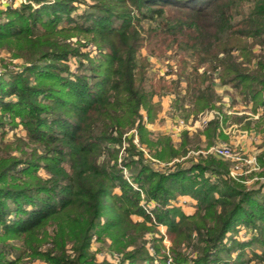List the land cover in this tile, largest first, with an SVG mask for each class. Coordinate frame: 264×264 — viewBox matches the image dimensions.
<instances>
[{
    "label": "trees",
    "instance_id": "16d2710c",
    "mask_svg": "<svg viewBox=\"0 0 264 264\" xmlns=\"http://www.w3.org/2000/svg\"><path fill=\"white\" fill-rule=\"evenodd\" d=\"M77 3L88 10L76 14ZM1 12L0 47L26 65L8 81L0 77V264H24L23 258L112 264L95 261L93 236L108 237L122 252L113 264H165L160 225L171 242L170 264H244L254 243L262 249L251 255L264 260L263 185L234 181L231 162L212 156L158 170L143 151L168 163L201 147L199 133H183L175 148L169 136L146 124L160 110L154 96L166 92L185 118L221 113L216 79L251 102L253 112L261 110L255 125L264 131V0H26ZM89 45L97 60L82 51ZM173 51L175 66L167 74L174 77L159 78L147 91L151 56ZM71 58H78L75 73ZM15 118L26 134L4 142ZM219 124L215 115L202 131L206 147L225 137ZM257 161L264 168V148ZM179 196L193 201L195 211L171 203ZM143 199L155 203L150 214ZM240 223L256 234L248 240L228 236ZM9 239L20 243L11 259Z\"/></svg>",
    "mask_w": 264,
    "mask_h": 264
},
{
    "label": "rangeland",
    "instance_id": "374dc122",
    "mask_svg": "<svg viewBox=\"0 0 264 264\" xmlns=\"http://www.w3.org/2000/svg\"><path fill=\"white\" fill-rule=\"evenodd\" d=\"M25 1L26 0H0V21L5 20V14L1 11H4L7 8H10V9L11 8H18L21 5V3L25 2ZM50 1H52V0H48V2H50ZM84 1L86 3L91 2V0H84ZM84 10H88V7L84 4H78L77 3L76 14L81 12V11H84ZM64 25H65L64 23H60V24H58V27H62ZM71 40L73 42H76L77 37H72ZM80 41L83 42L82 36H80ZM81 49L84 52H88L90 59L97 60L96 58L99 57L97 50L95 49L94 46H91V45H89L88 47L82 46ZM255 49H257V47ZM141 51L143 54L146 53L145 49H142ZM177 54H178V52L173 51L170 53L167 52L161 57L160 56H156V57L151 56V58H150L151 64L148 67V71L145 75V81L143 83V87L147 91H150L152 89L154 83H156V81L159 78L164 77V79H170V77H174V76H171L167 73L170 70L169 68H171V67L173 68L175 66L174 64H175ZM186 55H188V54H186ZM24 63H25V61L21 57H15V56H13L11 51H9L8 49H6L4 47H0V70L1 71L3 70L0 77H3L6 81H8V79H9V77H11V75H13L15 73H20L21 71H23V68L26 65V63L25 64ZM68 63H69L70 70L72 71V73H75L77 71L76 67L78 64V58H71ZM86 73L87 74L90 73L89 69L86 70ZM237 99L238 100L235 101V100L231 99V97L229 95H227V94L224 95L225 105L223 106V111H227L229 113L231 112L230 114H228L225 117L224 124L227 122V124L230 126L229 128L230 129L232 128L230 130V132H229V129H226V130H228L229 136L233 140L232 143L235 144L234 145V144L230 143L229 145H231L238 153H241L244 155L249 154L250 156L256 154V159H257V155L261 152L260 151L261 149H259V148L264 147L263 140H260V139H262L261 135L264 136V131L257 129V127L255 125V123H256L255 119L258 115L257 114L254 115L252 104L251 103L245 104L239 97H237ZM215 111H217V110H215ZM142 113H143V111H142ZM259 113H261V112L259 111ZM178 114L179 115H177V114H175V115H177L178 117L181 116L180 110L178 111ZM205 114L206 113H203V114L201 113L200 118L203 117ZM14 121L17 123L16 126H14V125L11 126L10 124L9 125L7 124L8 126L5 129L6 132H5V135L3 137L4 142L13 140V138H14L13 136L20 137V136H25V134H26L25 130L21 126V123L19 122V118H15ZM162 128H163V126H162ZM148 129L151 132H154L152 130V127L151 128L148 127ZM165 131H167V130H165ZM154 133L158 134L159 132H154ZM155 136H157V135H155ZM241 138H245V139L250 140L249 143L246 144V147L245 146L241 147V145L239 143V139H241ZM153 139H155V137H153ZM172 139L173 138H171L173 147L179 148L177 142L174 141V139L173 140ZM133 141L135 143H137V141H138L137 135L134 136ZM221 143H225V142H221ZM228 143L229 142H227V144ZM124 145L120 149V153L118 156V162L120 161V156L123 155L122 151L124 149ZM193 147H189V149L187 150L188 155L194 156L191 158L192 159L191 161H196L198 159L199 155H201L198 153L199 151H205L208 149V148L206 149L204 147H199L198 149L193 148ZM143 151L145 153V158L147 159V162L150 165H152L155 169L163 170L164 169L163 167H167V166L171 165V163H172V162L166 163V162H163L161 160H157L155 158H152L150 156V154H148L147 149H143ZM254 152H255V154H253ZM193 153L196 155H194ZM207 156H212V155H207ZM212 157H214V156H212ZM216 159L221 160V161H226V160H222L219 158H216ZM257 163H258V161H257ZM186 164H188V162H186ZM258 165L260 167L259 163H258ZM230 166H229V170H230ZM262 171H264V168L260 167L259 170H256V171L244 173L242 175H237L235 177H232L230 175L229 176L234 181H236L240 184H244L248 188L249 187L255 188V187H258L259 185H263V191H264V175L262 174ZM38 172L43 177L46 176L44 169L40 168ZM123 176L125 178H128V173L126 170H123ZM140 205L145 206L144 199L140 202ZM188 205L189 204H187V206H185V207H189ZM194 211H195V207L193 209V212ZM149 214H150V210H149ZM107 215L110 216V214H107ZM101 219L105 220V215ZM134 219H137V216L136 217L134 216ZM163 229H164V226L160 225L159 231H160V235L162 236V244L161 245H163L165 247L164 249H162V253L164 255L169 254L171 256V259H172V255L170 252L171 242L169 240L167 233L165 232V229L162 232ZM48 234L49 235L52 234L51 227L48 228ZM233 234H235L236 235L235 237H238L239 240H248L250 237H252V234H256V231H254L253 229L244 225L243 223H240V224L236 225L235 231H229L227 233L228 236H232ZM157 235H159V234H157ZM144 236L146 238H151L152 234L147 231L144 233ZM8 241H9V243L13 244V248H15V249H12V248L9 249L8 259L15 258L18 254V249H19L18 247H20V243L18 241H13L12 239H9ZM226 242H227V245H229L230 242H228V241H226ZM42 248H43L42 250L45 249V247H42ZM68 248L70 249V244H68ZM132 248L133 247L130 246V247H128V250H131ZM261 249L262 248L257 243H254L250 247L246 248L245 257L248 259V261L244 264H264V260L260 262L258 257H255L253 254L251 255L252 251H255L256 253L260 254ZM89 250H90L91 254H94L95 261L98 263L105 261V262L113 264V263H116L114 261H116V260L119 261L120 257L122 256V252L117 253L114 251V249L112 247V243L108 237H106L105 240H103V241H100L96 238L93 239L91 241ZM149 251L152 254L156 253L155 249L153 247H150ZM222 255H224V254H222ZM235 255H236V252L233 253V256H235ZM250 257H253V259L251 260ZM22 260L24 261V264H48L40 258H36L35 260L23 258ZM125 264H128V261H126Z\"/></svg>",
    "mask_w": 264,
    "mask_h": 264
},
{
    "label": "crops",
    "instance_id": "0c3cea01",
    "mask_svg": "<svg viewBox=\"0 0 264 264\" xmlns=\"http://www.w3.org/2000/svg\"><path fill=\"white\" fill-rule=\"evenodd\" d=\"M254 50H257V49H254ZM213 84H214V89H215L216 93L220 96V100L216 102V105L221 107V113L217 109H211V110H208V111L204 112L206 114L203 117H201V118H200L201 114L199 116H197V117H195L194 115L190 114L187 118L183 117L180 114L182 117L181 116L178 117L177 115H179V114H178V112L174 111L173 105H172L173 100H174V94L166 92V93H163L160 96H154L153 102L156 105L160 106V110H159V112L157 114V117H156L155 121L152 122V123H147L146 124L147 128L148 127L149 128L152 127V130L154 132H159L160 134H165V135L169 136L170 138H173L174 141L177 142L178 146H180V144H181L183 133H186L189 137H193L194 135L199 133V136H200V139H201V143H202L201 147H204V148L207 149V148L211 147L212 145L206 147L207 146L206 136H205V134H203L202 131L206 127L207 123L211 119H213L215 115H217L219 117V119H220V124H219L220 128H219V130L223 133V135L225 137H222L220 135L216 136L214 144L219 143V142H225V143L229 142L228 144L232 143L233 140L229 136V132H230V130L232 128L230 129L229 128L230 126L227 124V122L224 124L225 121H223V119H224L223 116L226 117L228 114L231 113V112L229 113L227 111H223V106L225 105L224 95L225 94L229 95L231 97V99H233L235 101L238 100L237 97H239V96L234 92V90L230 86L221 84L218 79L214 80ZM250 103L251 102H248V103H245V104H250ZM185 106L188 107L189 105L185 104ZM215 110H217V111H215ZM259 111L261 112L260 109L257 110V112H253L254 115L255 114L258 115L256 117V119H258L259 115L261 114V113H259ZM175 114H177V115H175ZM180 119L184 121V125L183 126L178 124V120H180ZM204 119L207 120L205 124L202 123V120H204ZM162 126H163V128H162ZM226 129H229V132ZM165 130H167V131H165ZM261 137H262V139H260V140H263V142H264V136L261 135ZM249 141L250 140L245 139V138L239 139V143H240L241 147H244V146L246 147V144L249 143ZM232 144H234V143H232ZM263 145H264V143H263ZM263 148L264 147L259 148V149L262 150ZM253 154H255V152ZM194 155H196V154H194ZM201 156L202 157H206V156H203V155H201ZM245 156H250V155L247 154ZM252 156L256 157V154L252 155ZM189 157H194V156L193 155H188V152H187L185 156H178V158H174L171 162L173 163V162L185 161ZM179 198H181L182 200H185L186 202L184 204L176 203L177 206L181 207L182 210L185 213H192L193 209L195 207L194 202L191 201L188 197H180L179 196ZM187 204H189L188 205L189 207H185V206H187Z\"/></svg>",
    "mask_w": 264,
    "mask_h": 264
},
{
    "label": "built area",
    "instance_id": "2783aa9c",
    "mask_svg": "<svg viewBox=\"0 0 264 264\" xmlns=\"http://www.w3.org/2000/svg\"><path fill=\"white\" fill-rule=\"evenodd\" d=\"M1 74H2V71L0 70V75ZM206 121L207 120L204 119V120H202V123L205 124ZM178 124L183 126L184 121L180 119V120H178ZM198 153H200L203 156L212 155L216 158L231 162L229 175L232 177H235L237 175H242L244 173L256 171V170H259V168H260L258 163H257L255 156H245L244 154L238 153L231 145H229L227 143H221V142L216 143V144L212 145L211 147H209L207 150L199 151ZM178 198L173 200L171 203H173V204H176V203L184 204L186 202L185 200H182L181 198L178 199ZM154 205H155V203H148L145 206L142 205V207L146 210V212L149 213V210L151 208H153ZM163 231H164V229L162 230V232ZM93 239H95L94 236L92 237L91 241ZM166 257L167 258H166L165 264H170L172 261L171 256L169 254H167ZM114 262H118V260H116ZM150 264H162V263H159L158 261L154 260Z\"/></svg>",
    "mask_w": 264,
    "mask_h": 264
}]
</instances>
